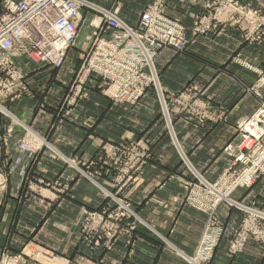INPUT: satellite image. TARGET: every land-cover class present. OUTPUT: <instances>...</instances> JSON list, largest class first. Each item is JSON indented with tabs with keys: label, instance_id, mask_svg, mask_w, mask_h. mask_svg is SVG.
<instances>
[{
	"label": "crops",
	"instance_id": "1",
	"mask_svg": "<svg viewBox=\"0 0 264 264\" xmlns=\"http://www.w3.org/2000/svg\"><path fill=\"white\" fill-rule=\"evenodd\" d=\"M153 1L94 2L117 7L126 22L136 25ZM165 2L168 16L185 27L188 43L184 52L160 49L155 66L172 97L180 148L200 174L215 181L231 160L224 148L237 137V124L257 110L264 96V85L258 89L261 96L249 89L264 80V36L247 41L230 22L195 35L197 16L215 0ZM82 19L77 44L61 68L37 64L26 55L15 60L28 92L6 97L0 109V175L8 179L7 191L0 192V253L14 257L29 246L41 247L58 255L53 264H264V246L252 238L242 251L229 254L245 214L224 203L215 210L223 229L219 241L210 257L200 256L211 212L186 200L189 184L197 180L169 136L153 91L129 104L116 103L102 89L90 87L57 112L97 32L92 16L83 13ZM5 77L0 72V81ZM182 94L185 100L176 102ZM135 144L151 155L131 180L121 175L126 186L119 195L136 215L124 225L136 228L110 249L96 241L88 247L80 233L81 217L107 204V192L115 189L113 181L119 176L120 156ZM31 150L35 154L29 156ZM55 150L78 166L50 158L49 151ZM49 176L70 184V190L49 195L42 185ZM195 195L202 198V193ZM233 198L264 209V177L251 188L235 190ZM23 264L47 263L31 256Z\"/></svg>",
	"mask_w": 264,
	"mask_h": 264
},
{
	"label": "built area",
	"instance_id": "2",
	"mask_svg": "<svg viewBox=\"0 0 264 264\" xmlns=\"http://www.w3.org/2000/svg\"><path fill=\"white\" fill-rule=\"evenodd\" d=\"M253 1L256 5L239 0H215L212 11L215 14L198 17L193 33L204 34L215 27L214 21L221 23L236 17L246 39L264 36V0ZM85 7H91L97 13L95 18L99 21L95 27L99 31L83 51L76 73V94L67 97V103H73L78 94L82 95L87 81L97 79L106 87L107 96L116 103L136 104L154 88L161 102L166 128L177 140L155 57L162 48L185 51L188 40L185 27L168 16L164 0L148 4L136 27L122 18L117 7H104L87 0H3L0 3V72L6 77L0 81V95L8 97L28 92L24 75L15 64L19 56L26 55L37 64L55 68L64 65L69 50L77 44L80 13ZM252 90L260 96L258 89L253 87ZM183 100V94L176 98L178 103ZM246 123L252 131L244 126ZM132 147L131 156L127 158L130 163L124 164L125 169H121L128 181L143 168L150 156L145 148L139 149L137 144ZM178 148L184 163L197 180L189 184V203L200 209L207 207L211 212L208 237L212 241L204 240L200 252V256L207 259L222 234V229L215 223V210L221 200L238 187H250L264 174V101L249 119L238 124L237 137L225 146L224 151L232 157V162L217 182L205 180L179 145ZM29 156L32 154L29 153ZM225 185L226 191H223ZM197 192L202 193V198L196 197ZM226 198L229 199V196ZM204 199L211 205L207 206ZM239 208L246 213V217L235 250H242L251 237L264 244V210L245 205H239ZM134 215L129 208L126 218Z\"/></svg>",
	"mask_w": 264,
	"mask_h": 264
},
{
	"label": "rangeland",
	"instance_id": "3",
	"mask_svg": "<svg viewBox=\"0 0 264 264\" xmlns=\"http://www.w3.org/2000/svg\"><path fill=\"white\" fill-rule=\"evenodd\" d=\"M87 1L99 5L98 3L94 2L95 0H87ZM242 3L249 4V3H245V2H242ZM214 7H215V4L212 5V6H210L205 13L200 14L199 16H197V18L195 20V23H196L198 17L207 16L210 13L215 14V12H212ZM110 8H115V7H110ZM83 13L89 14L90 16H92V19H94V17H95V11L91 7H85V8H83V10L80 13L79 28H80V26L82 24V21H83V19H82V14ZM229 22L232 23V24H234V25H236L237 27H239L242 30V27L240 26V24L236 22V17L234 18V20H227V21H224V22H221V23L214 21L213 26H215V27H211V28L214 29V28H217L219 25H221L223 23H229ZM195 23L193 25V28L195 26ZM138 24L132 25V26H135L136 27ZM93 26H94V24H93ZM95 28L97 30V32H96V34H97L99 30H98L97 27H95ZM94 38L95 37L93 36V39ZM246 40L247 41H254V40H257V39H254V40H248V39H246ZM90 44H91V42H90ZM49 66L52 67L51 65H49ZM53 68H55V67H53ZM59 68H61V67H59ZM55 69H58V68H55ZM76 75L77 74H75V77H74L73 81L71 82V84L69 86V89H68V91L66 92V94L64 96V99H62L61 102L59 103L57 112H62L63 110L67 109V107L69 105L73 104V103H67L66 98L67 97H72V95H75L76 94L77 85H78V83H75ZM261 81H263V82H261ZM260 82L261 83H259V81H258V83L255 86H253V87H255L256 89H260L262 87V85H264V80H260ZM257 85H259V88L257 87ZM90 87L91 88L92 87H98V88L102 89L103 92H106V87L105 86H102L101 85V81L99 79H97L95 81H87L84 84V90H83V93L82 94L86 93V91L89 90ZM253 87H251L249 89L252 90ZM149 91H153L155 93V95H156V97L158 99L159 105H160L161 115L163 116V119L165 120L164 115H163V110H162L161 102L159 100L158 93L156 92V90L154 88H151ZM78 95L80 96V94H78ZM79 96H76L75 98L77 99V97H79ZM165 97L167 99V103H168V106L170 108L171 118H172V102H173L172 101V97H169L167 95V92L166 91H165ZM5 98L6 97H3V94L0 95V109L3 108V106H4L3 101H4ZM262 101H264V96H261L260 105H261ZM260 105H259V107H260ZM251 116H249L248 118H246L244 120H241L239 123L245 122ZM172 122H173V120H172ZM238 124H237V126H238ZM169 136H170L171 140L174 142V144L178 147V145H179L178 139L177 140L176 139L174 140L173 137H172V135L170 133H169ZM22 147H23V143H22ZM22 147H20V148H22ZM132 148L133 147L130 146L129 149H126L125 150V153H123L120 156L119 163H121V165H119V164L117 165L118 166L117 175H119V176L118 177L116 176L117 177V181H113V186H114L115 189L107 192L108 193L107 194L108 195V197H107L108 198L107 204L103 208H101L100 210H87L85 212V214H83V216L81 217V226H80V229L81 230H80V233L83 236V239L86 241V244H87L88 247L91 246V245L94 246V244H95L94 242L96 241V239H98L99 240L98 242H102L103 246L106 249H110L111 247H113V244H114L115 240H117V238H119V237H121V236L129 233V231L134 230L136 228V226L133 225V224H130L127 228L124 225V221H125V219H127L126 216L128 214V209L130 208V206H129V203H127L126 200L122 199V197L119 195V193L126 186L125 180L124 179L123 180L120 179V178H122L121 175H124L125 174V172L124 171H121V169H125L124 167H126V166L124 164H127L128 163V165H129L130 161H128L127 158H129L131 156L129 154L131 153V149ZM145 149L147 150L148 153H150V150H148L147 148H145ZM22 152H23V150L22 149L21 150L19 149V155ZM29 152H31L32 155L35 154V151L34 150H31ZM60 153H58L56 150L55 151H49L50 158H52L53 160H61V161L65 162V164H67V165H69L70 163H73V164H75L76 167L78 166V164L75 163L76 162L75 159L70 158L68 156H65L63 154H60ZM21 156H23V155L21 154ZM16 160H18V157H16ZM231 162H232V157H231V160L229 161L228 166L222 172L221 176L228 169V167H229V165H230ZM201 175H202V173H201ZM29 177H31V176H29ZM220 177L217 180H215V181H210L208 179H205V180H207L208 182H214L215 183V182H217L220 179ZM262 177H264V174H261L260 177L256 180V182L253 185H251L250 187H238V188H243V189L251 188ZM91 179H92V176H91ZM25 181H26V178L24 179L23 184L25 183ZM29 182L30 181H28V184L30 185ZM224 183H226V185L228 184V182H224ZM42 185H43L44 188H47L49 190V195L52 194L51 192L65 194L71 188L70 187V184H68V183L65 184L61 180H57V178L53 179L51 176H49V180L47 182H45V183L43 182ZM226 185L224 186V190L223 191H226V189H225L226 188ZM7 186H8V179H7V177L5 175L4 176L3 175H0V192H6L7 191ZM33 187H35V186H33ZM18 188L21 190L24 187L22 185L21 187L18 186ZM37 188H38V190H42L41 189L42 187L41 188L37 187ZM238 188H236L235 190H237ZM235 190L231 191L229 193V195L226 196V197L229 196V199L226 198V197H224L221 200V202H222L221 204L224 203V204H227V205H229L231 207H237V208H239V205H245V206H250V207H255V208L263 209L262 207L258 206V204L255 203V202H251L249 204H245L243 201H240V200H237V199L233 198V193L235 192ZM222 193H224V192H222ZM188 198H189V196H188ZM186 200H187V202H189L188 199H186ZM204 201H205L206 204H208L207 203V201H208L207 199H204ZM1 204H2V200H0V205ZM209 205H211V203H209L208 206ZM244 214H245V216H244V218H245L246 217V213L244 212ZM135 216L136 215H134V217ZM244 218H243V221H242V224H241L239 230L237 231V233L233 237V240H232L231 245L229 247V254H234V253H237L239 251H242L244 249V247H245L246 242L244 243V246L242 247V250H235V248L237 247V241H240V238H239L238 234H239V232L243 228ZM215 223H216V227L222 229V227L218 224L217 220H216ZM131 226H133L134 228L133 229H130ZM222 231H223V229H222ZM209 234L210 233L208 232V234L206 236L207 239H205V240H207L208 242H211L212 239H211V237H208ZM213 235H214V233H212L211 236H213ZM99 237L102 238V239H99ZM252 239H254L255 241H257L255 238H252ZM257 242L264 246V244L262 242H259V241H257ZM96 243H97V241H96ZM45 252L46 251L43 248H41V247L29 246L28 248H26V250L24 252H22L21 254L15 255L14 257L8 256L7 254L6 255H3V254L0 253V264H23L24 260L26 258H30L31 256L34 257V258H36L37 260H39L42 263L53 264V257H57L58 255L56 253L52 252V251H47V253H49V254H47Z\"/></svg>",
	"mask_w": 264,
	"mask_h": 264
},
{
	"label": "bare ground",
	"instance_id": "4",
	"mask_svg": "<svg viewBox=\"0 0 264 264\" xmlns=\"http://www.w3.org/2000/svg\"><path fill=\"white\" fill-rule=\"evenodd\" d=\"M2 1H3V0H2ZM2 1H1V2H2ZM96 15H97V13L95 12V16H96ZM98 21H99V20H98L97 18H95V17H94V19L91 20V22H92V24H94V26H95L96 24H98ZM106 93H107V92H106ZM244 126H247V123H246ZM247 127H248L251 131L253 130L252 127H250L249 125H248ZM45 256H46V255H45Z\"/></svg>",
	"mask_w": 264,
	"mask_h": 264
}]
</instances>
